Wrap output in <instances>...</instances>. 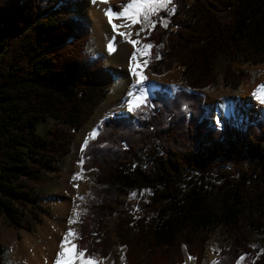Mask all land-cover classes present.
Here are the masks:
<instances>
[{
  "label": "trees",
  "instance_id": "obj_1",
  "mask_svg": "<svg viewBox=\"0 0 264 264\" xmlns=\"http://www.w3.org/2000/svg\"><path fill=\"white\" fill-rule=\"evenodd\" d=\"M57 1L0 0V214L15 225L27 206L35 217L34 181L68 152L111 81L100 57L84 50L87 27L55 8ZM173 6L171 14L151 17L147 68L159 74L176 62L186 88L171 95L153 89L132 110L134 120H104L84 146L81 166L95 173L76 243L89 256L107 253L109 215L124 264H181L184 255L199 264L215 225L232 230L241 213L264 214V119L213 125L193 91L214 83L219 56L221 79L231 87L248 76L233 69L232 59L264 64V0H172ZM48 119L46 132H38L36 123ZM249 223L264 239V225ZM215 261L264 264V253L234 238Z\"/></svg>",
  "mask_w": 264,
  "mask_h": 264
},
{
  "label": "rangeland",
  "instance_id": "obj_2",
  "mask_svg": "<svg viewBox=\"0 0 264 264\" xmlns=\"http://www.w3.org/2000/svg\"><path fill=\"white\" fill-rule=\"evenodd\" d=\"M79 1L80 3H85L86 0ZM187 1L191 2V0ZM54 7L58 9H65L69 15L77 18L87 27V39L85 41L84 50L89 57H100L101 65L111 74V81L105 90L104 96L95 104L91 114L74 131L73 137L69 144L68 152L61 158V160L54 162L50 169L42 171L40 178L34 181V191L36 192V199L38 203V208L34 210L35 217L34 214L31 213V210H29L28 206L23 211L24 214L19 225L7 222L4 216L0 214V228L3 227L5 229L15 231L19 241L22 240V233L27 232L34 238L35 242L38 241L37 243L40 244H48V241L44 242L39 227L45 224L47 221L50 222L51 225L60 223L62 219V213L58 207V204L61 202H75V212L73 214L75 222L70 224V230H73L76 233V236L74 237V244L77 246V223L79 217L86 207L88 198L87 190L93 182L95 173L94 169L82 168L83 149L87 141L93 137L91 134L93 132L96 133L101 129L102 122L107 120V117L111 115L115 116L119 113L117 109L108 110L107 105L113 98L118 97V93L127 87L128 81L126 78L118 75L113 70V62L102 50L98 49L93 38L92 28L87 24V22L78 17L77 6L73 3V0H58ZM139 24V38L141 39L143 46L148 45L146 36L150 27L141 23ZM141 28H144V30L141 31ZM144 51L145 59H147L148 49H144ZM230 63L235 70H246L248 72V76L241 77L235 87L224 84L221 79V73L225 65V59L223 56H219L214 64V71L216 73V79L214 83L206 87L199 88L196 91L202 96L201 105L203 108V116L209 118L210 123L216 126H220L222 118H226L229 123L239 127H243L245 123L253 122L256 119H264V103H262L257 97L253 96L252 89L245 91L243 94L240 91V87L243 84L249 83L248 86H250L255 80L264 77V64L259 62H241L236 59H232ZM145 68L150 78L153 80L157 79L156 81H160L159 79H162L173 72L174 85L152 87L147 89L144 96V101L145 98L151 95V91L153 89L164 91L171 95L174 90L178 88H186L181 71L182 66L174 61L171 62L168 68L164 69L159 74L151 73L147 68V64ZM224 94H229L232 97L240 95L239 102L234 104V107L238 111L236 118H229L221 113L213 116L211 113H209L207 108L209 107L210 101L208 100L219 98ZM141 112L143 113L144 109H141ZM123 113L124 114L118 115H126L129 119L134 120L135 117L132 111ZM239 117H241V120ZM51 123V119L46 121H38L36 123L35 129L40 133H45ZM74 177L76 178L74 179ZM133 194L134 193L131 194V197L134 196ZM81 197H83V199H81ZM262 198L264 200V187H262ZM133 208L134 210H137L135 205ZM76 214H78V216ZM251 219L260 223L261 226L264 225V214L259 215L255 211H245L241 213L238 220L239 227L236 229H228L222 223L215 225L209 232V236L204 243L203 254L199 264H211L213 261H215L219 249L222 247H227L234 238L240 239L246 245L255 248L258 252L264 253V239L262 233L260 230L251 226L249 223V220ZM113 221L114 215L105 217L104 229H107L111 232L112 241L105 256L102 257L98 253L92 254V256H94L95 260L97 261V264H124V259H121L124 253V247L117 243L115 236L112 234ZM66 225L68 224L66 223ZM0 248L2 250L1 264H20L13 257L11 251L5 249V246L1 242ZM181 249L184 252V245L181 246ZM75 250H79L78 246L75 248ZM184 261V264H196L194 262V258L188 255H184L183 262ZM183 262L181 264H183Z\"/></svg>",
  "mask_w": 264,
  "mask_h": 264
},
{
  "label": "bare ground",
  "instance_id": "obj_3",
  "mask_svg": "<svg viewBox=\"0 0 264 264\" xmlns=\"http://www.w3.org/2000/svg\"><path fill=\"white\" fill-rule=\"evenodd\" d=\"M131 2L132 0H86L85 3H80L79 0H73L77 6L78 17L92 28L93 38L98 49L102 50L113 62V70L128 81L127 87L107 105L108 110L117 109L119 113L128 112L129 103L136 96L144 97L147 89L174 85L173 72L159 79L160 81L150 78L144 64L146 61L145 51L139 35H136L140 30L139 23L134 24L124 16L109 22L105 14L106 10L118 14ZM113 24L118 28L114 30ZM120 33L125 35H120ZM129 40H135L138 43L134 45ZM109 44L112 45V50H109ZM133 53L136 55L135 61L132 60ZM133 69L140 73V77H146L142 84H136V80L140 77L133 75ZM248 84L245 83L240 87L242 94L249 89L254 92L260 85H264V77L255 80L250 86ZM239 98L240 95L232 97L229 94H224L219 98L208 100L210 103L207 109L213 116L221 113L229 118H236L238 111L234 104L239 102ZM239 119L241 120V117ZM74 204L75 202L59 203L58 207L62 213L61 222L51 225L47 221L39 227L44 242L48 241V244L35 242L27 232L22 233V240L19 241L15 231L3 227L0 228V242L5 246V249L11 251L13 257L20 264H54L56 254L60 251V242L66 232L70 230V220H74ZM71 244H74V238H70L67 246L70 247ZM75 251L73 249V252ZM63 264H79V261L66 260Z\"/></svg>",
  "mask_w": 264,
  "mask_h": 264
},
{
  "label": "snow or ice",
  "instance_id": "obj_4",
  "mask_svg": "<svg viewBox=\"0 0 264 264\" xmlns=\"http://www.w3.org/2000/svg\"><path fill=\"white\" fill-rule=\"evenodd\" d=\"M172 4V0H132L131 3L127 4V6L123 9L121 13L114 14L111 10H106L105 14L109 19V22L111 23L113 19L121 18L122 16L127 17L130 19L134 24L135 23H141L148 27H154L155 22L151 19L153 15H157L161 10L168 9L169 14L175 11L174 6L169 9V5ZM142 17V19H141ZM163 23V26L167 27V23L161 21ZM113 29H117L118 26L113 24ZM144 28H141V31H143ZM120 35H125L124 33H120ZM130 35V34H129ZM136 35H139V33H136ZM130 43H133L134 45L138 43V41L135 40H129ZM152 46L150 44L144 45V49H150ZM109 50H112V45L109 44ZM159 58V57H157ZM132 60H136V55L133 53ZM145 66L147 64V61L144 62ZM133 75L140 77V73L136 72L133 69ZM146 79V77H140L136 80V84H142L143 80ZM131 95V93H129ZM253 96L257 97L261 100L262 103H264V85H260L256 91L253 92ZM144 101V97L136 96L134 99L129 103V111L134 110L135 108H139L141 104ZM93 137L96 135L95 132L91 134ZM76 177H74L75 179ZM135 195V194H133ZM83 199V197H81ZM78 216V214H76ZM75 222L74 220H70V223ZM76 236V233L73 230H68L63 237L62 241L60 242V251L56 254V260L54 261V264H63L66 260H72V261H79V264H97V261L95 260L94 256L87 255V249H79L75 252H73V249H75L77 246L75 244L69 245L70 238H74ZM121 259L123 260L124 257L122 256ZM243 259V258H241ZM212 264H219L218 261H213Z\"/></svg>",
  "mask_w": 264,
  "mask_h": 264
},
{
  "label": "water",
  "instance_id": "obj_5",
  "mask_svg": "<svg viewBox=\"0 0 264 264\" xmlns=\"http://www.w3.org/2000/svg\"><path fill=\"white\" fill-rule=\"evenodd\" d=\"M145 60H147V59H145ZM193 91H197V89H193ZM118 114H124V113H118ZM118 114H116V115H118ZM114 115H111V116H109V117H107L106 119H109V118H111V117H113Z\"/></svg>",
  "mask_w": 264,
  "mask_h": 264
}]
</instances>
